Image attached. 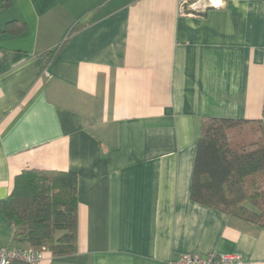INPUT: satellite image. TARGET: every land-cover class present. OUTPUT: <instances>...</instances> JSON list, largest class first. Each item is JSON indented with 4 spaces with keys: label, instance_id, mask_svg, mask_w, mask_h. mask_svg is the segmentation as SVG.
Returning a JSON list of instances; mask_svg holds the SVG:
<instances>
[{
    "label": "crops",
    "instance_id": "1",
    "mask_svg": "<svg viewBox=\"0 0 264 264\" xmlns=\"http://www.w3.org/2000/svg\"><path fill=\"white\" fill-rule=\"evenodd\" d=\"M202 5L0 0V248L25 247L1 204L40 169L78 178L77 251L43 264H264L263 228L190 197L204 120L264 124V0Z\"/></svg>",
    "mask_w": 264,
    "mask_h": 264
},
{
    "label": "trees",
    "instance_id": "2",
    "mask_svg": "<svg viewBox=\"0 0 264 264\" xmlns=\"http://www.w3.org/2000/svg\"><path fill=\"white\" fill-rule=\"evenodd\" d=\"M24 31L25 25H21L18 33ZM56 53H47L45 63ZM77 185V175L72 172L26 169L17 175L9 197L1 204L14 227V242L25 246L21 248L46 247L56 257L75 253ZM190 197L264 229L262 121L210 118L202 122Z\"/></svg>",
    "mask_w": 264,
    "mask_h": 264
},
{
    "label": "built area",
    "instance_id": "3",
    "mask_svg": "<svg viewBox=\"0 0 264 264\" xmlns=\"http://www.w3.org/2000/svg\"><path fill=\"white\" fill-rule=\"evenodd\" d=\"M203 0H179L180 10L183 14L202 12L207 6L202 5ZM209 6L216 7V0H208ZM190 11V13H188ZM46 247L36 248H0V264H43ZM237 255H220L211 253L206 257L197 254H180L170 259L166 264H241Z\"/></svg>",
    "mask_w": 264,
    "mask_h": 264
}]
</instances>
